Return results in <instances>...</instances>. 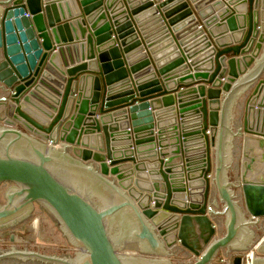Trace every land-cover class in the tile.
Instances as JSON below:
<instances>
[{"label":"water","instance_id":"obj_1","mask_svg":"<svg viewBox=\"0 0 264 264\" xmlns=\"http://www.w3.org/2000/svg\"><path fill=\"white\" fill-rule=\"evenodd\" d=\"M263 138L264 0H0V264H264Z\"/></svg>","mask_w":264,"mask_h":264},{"label":"built area","instance_id":"obj_2","mask_svg":"<svg viewBox=\"0 0 264 264\" xmlns=\"http://www.w3.org/2000/svg\"><path fill=\"white\" fill-rule=\"evenodd\" d=\"M257 246H255L248 254L242 255V264H252L253 253L256 250Z\"/></svg>","mask_w":264,"mask_h":264},{"label":"flooded vegetation","instance_id":"obj_3","mask_svg":"<svg viewBox=\"0 0 264 264\" xmlns=\"http://www.w3.org/2000/svg\"><path fill=\"white\" fill-rule=\"evenodd\" d=\"M5 187L4 186H2L1 188H0V202H2L3 200H2V194H1V192L3 191V189H4ZM38 208H39V206L36 208V212H37V214H36V212H35V214H36V216H38V214L40 213V211H42V210H40V211H38ZM40 209V208H39ZM35 216V217H36ZM39 219H42V218H39ZM33 221H30L29 222V224H31ZM23 226H25V225H23ZM22 226V227H23ZM6 234H8L7 232H6Z\"/></svg>","mask_w":264,"mask_h":264},{"label":"crops","instance_id":"obj_4","mask_svg":"<svg viewBox=\"0 0 264 264\" xmlns=\"http://www.w3.org/2000/svg\"><path fill=\"white\" fill-rule=\"evenodd\" d=\"M187 62V64L190 62V61H186ZM263 140H264V138H263ZM262 236V235H261ZM260 236V237H261ZM261 239V238H260ZM259 239V240H260ZM264 240V239H263ZM263 240L261 241V242H263ZM236 256V255H235ZM224 261H226V259L222 256V257H219V259H218V261H217V264H220L221 262H224Z\"/></svg>","mask_w":264,"mask_h":264}]
</instances>
